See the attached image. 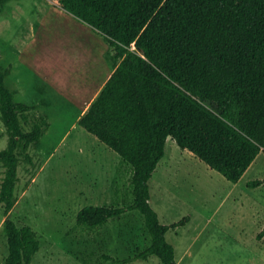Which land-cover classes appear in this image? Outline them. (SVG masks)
<instances>
[{
  "label": "trees",
  "instance_id": "trees-1",
  "mask_svg": "<svg viewBox=\"0 0 264 264\" xmlns=\"http://www.w3.org/2000/svg\"><path fill=\"white\" fill-rule=\"evenodd\" d=\"M0 0V14L3 4ZM62 9L100 33L112 48L114 70L78 119L131 169L132 200L150 243L133 256L106 255L112 264L156 255L177 264L167 240L185 214L162 223L151 206L149 179L168 137L237 182L264 150V0H58ZM0 68V115L9 134L0 149L4 175L0 203L8 252L1 264H29L40 241L29 225L9 215L15 203L18 165L32 163L29 148L50 126L49 116L16 99ZM22 121L29 124L25 129ZM261 178L246 182L256 187ZM121 205L88 204L76 222L103 225L121 215ZM264 236V226L257 238Z\"/></svg>",
  "mask_w": 264,
  "mask_h": 264
},
{
  "label": "rangeland",
  "instance_id": "rangeland-1",
  "mask_svg": "<svg viewBox=\"0 0 264 264\" xmlns=\"http://www.w3.org/2000/svg\"><path fill=\"white\" fill-rule=\"evenodd\" d=\"M12 1L17 7L12 4L0 16V68L12 61L5 40L14 45L35 26L36 36L29 39L36 64L47 66L69 86L84 71L99 70L106 49L86 23L77 19L76 24L52 11L49 0ZM7 78L10 87L16 88ZM47 91L52 97L58 94L50 84ZM34 110L40 111L36 106ZM68 112L65 117L51 116L52 127L29 148L32 163L19 162L15 203L9 215L19 226H31L40 241L29 264H112L106 255L126 258L150 243L143 216L128 208L131 169L116 151L74 124V107ZM22 125L29 128L28 123L22 121ZM8 136L0 115V149ZM255 160L246 176L232 182L167 138L165 153L149 179V202L162 223L185 214L190 217L185 225L166 232L177 264H264V236L257 238L264 226V182L256 187L246 184L264 176V150ZM4 170L0 164V182ZM250 172L253 175L247 179ZM88 204L126 209L103 225L87 227L76 222V215ZM5 217L0 203V264L8 252ZM125 264L163 263L151 255Z\"/></svg>",
  "mask_w": 264,
  "mask_h": 264
},
{
  "label": "crops",
  "instance_id": "crops-1",
  "mask_svg": "<svg viewBox=\"0 0 264 264\" xmlns=\"http://www.w3.org/2000/svg\"><path fill=\"white\" fill-rule=\"evenodd\" d=\"M11 1L12 0H8L3 4V10L0 16L9 10L12 4L17 7L15 1H12L13 3H11ZM49 1L51 3L50 5H52V11L58 12L70 19L72 22L79 24L76 17L61 8L58 0ZM86 27L89 28L90 26L87 24ZM36 31L37 27L30 26V32L23 34L21 39L18 38V43L14 45L9 43L8 40H5V49L8 51L10 50L11 53L12 61L11 64H9L11 68L8 77L11 78L16 84L17 92L15 97L16 99L27 104L36 106L40 112L47 114L50 121L49 129L52 127L51 116L53 114H57L65 117L67 114H71L68 112H71V107H74L75 110V112H72L73 116H75L73 122L74 124L75 122L78 123L80 116L84 113L92 99L96 96L107 78L114 70V64L112 61V48L107 43V41L103 39L102 36H100V33L99 35L97 31L92 29L91 33L95 38L97 37V39L100 41L99 43L106 49L104 51L105 55L102 57L103 64L95 73L90 72V74L84 71V75L81 74L79 77H77L76 81L71 86H69V84H67L69 82H67L66 79H60L57 78V76L55 77L50 68L35 63V59L31 55L32 42L29 38L36 36ZM21 65H25L26 67ZM18 68L23 70L24 73H21ZM49 84L52 87L55 86L58 92V94H56L54 97H52L51 91H47ZM255 161L256 160L254 159L252 163L254 164ZM252 163L249 165L240 179L246 176L251 170L253 166ZM252 175L253 172H250L247 179H249Z\"/></svg>",
  "mask_w": 264,
  "mask_h": 264
}]
</instances>
